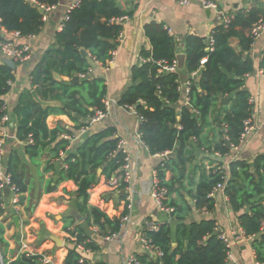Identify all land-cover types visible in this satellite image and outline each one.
<instances>
[{
    "label": "trees",
    "instance_id": "16d2710c",
    "mask_svg": "<svg viewBox=\"0 0 264 264\" xmlns=\"http://www.w3.org/2000/svg\"><path fill=\"white\" fill-rule=\"evenodd\" d=\"M57 1L0 0V23L8 32H16L19 36L36 35L44 25L41 6H53ZM123 15L129 14L117 0H81L70 13L63 29L55 34V45L46 51L41 62L32 71L31 88L20 94L13 110L18 119L16 136L27 143L26 153L32 161L36 162L45 153L51 159L60 158L62 152L66 153L71 146L70 141L62 137L63 132H68L66 129L48 126L49 115L67 114L76 122V128L80 129L87 123L79 122V118H89L97 109L105 108V79L99 75L90 77L93 69L81 50H87L95 62L107 65L124 27L111 20ZM260 17L263 16L253 9L247 16L236 15L227 25L220 22L212 32V50H206L209 48L207 40L189 36L185 41L186 63L183 72H160V61L171 63L177 59V43L163 23L153 21L145 26L151 49L141 50L140 57L146 61H140L132 68L131 84L118 102L124 107L134 106L142 116L139 133L151 154L175 152L173 157L164 156L165 159L157 167L159 185L167 189L164 204L174 210L169 214L172 222L160 223L158 230L147 232L151 243L163 252L162 257L152 258L149 253H140L137 254L140 264H234L229 261L226 243L216 231V220L187 221L194 209L207 212L215 209L216 199L210 193L219 184H225L224 190L229 197L231 210L238 214L237 219L245 235L255 238L257 260L264 263V233L260 238L255 237L264 229L263 155H259L252 163L245 160L231 163L229 178L228 172L220 165L212 168L208 174L201 175L195 191H189L193 204L180 192L187 163L193 159L191 142L193 139L201 141V135L210 123L209 118L217 107L219 96L234 93L237 105L231 112H225L223 120L228 122V130L223 133L215 151L224 155L240 145L244 121L252 119L253 106L249 93L243 88L244 80L241 77L253 71V63L249 60L238 63L236 51L229 41L232 36L237 35L234 29L236 25L251 28ZM240 40L243 50L249 49L254 43L250 35H241ZM204 57H207V62L201 65ZM260 67L264 71V58ZM54 72L68 77L82 74L86 78L78 83L67 84L58 81ZM194 72H197L198 84L193 77ZM233 74L238 77H231ZM183 75H186V82H189L187 97L190 108L187 105L178 106ZM14 80L12 68L0 64V122L7 114L4 97L11 90ZM33 89L37 90L42 99L60 101V105L43 107L32 96ZM223 109L224 107L220 111ZM119 140L116 129L112 126L89 135L76 145L75 150L67 154V166L61 169L57 183L52 185L50 181L43 190L52 192L61 182L73 180L77 185L76 206L85 215L86 227L94 226L106 235L119 232L121 217L112 219L101 208L90 204V189L99 182L101 176L109 184L115 179L116 189L120 191L126 188L122 170L126 154L119 149ZM48 147L51 150L46 152ZM21 162L18 153L13 152L4 159V171L10 175L11 184L16 185L23 195L29 190V185L20 168ZM50 169H53L52 166L47 168ZM167 171L172 173L169 180H166ZM176 183L180 185L176 186ZM174 193L179 194V199L173 198ZM3 196V191L0 190V198ZM23 200L24 197L21 202ZM126 213L127 210L122 216ZM172 223H175L174 230ZM70 224L64 228L73 238L65 264H105L86 260L80 262L82 253L78 245L82 244L86 249L95 246L86 227H70ZM4 234L5 226L0 221V252L3 257L0 258V264H42L41 255L26 252L9 261L6 257L9 243ZM173 241L176 246H173Z\"/></svg>",
    "mask_w": 264,
    "mask_h": 264
},
{
    "label": "crops",
    "instance_id": "0c3cea01",
    "mask_svg": "<svg viewBox=\"0 0 264 264\" xmlns=\"http://www.w3.org/2000/svg\"><path fill=\"white\" fill-rule=\"evenodd\" d=\"M28 1L34 2V0ZM117 1L129 14V20L123 28L124 41L118 48L114 64L103 66L98 63V67L91 70V74L94 73L95 76L99 75L105 79L107 88L105 98L110 102L108 114L101 121L91 125L81 136L79 129L76 128V122L69 115H49L47 124L50 128L61 126L66 129L65 131L70 132H63L62 137L66 138L65 135L71 137L66 138L71 146L66 153L62 152L60 158L51 159L50 155L45 153L36 162L31 160L25 149L27 143L20 141L16 136L18 119L13 110L19 101L20 94L31 88L32 71L41 62L46 51L55 45V34L63 29L65 12L73 0H58L51 10L45 12L47 18L44 20V25L34 37H22L16 32L5 33V39L19 44L29 43L32 48L31 57L25 62L16 61L0 51V64L11 67L15 76L11 90L4 97L8 118L6 122L0 124L3 157L5 159L13 152L18 153L22 161L20 168L29 185V190L19 195L20 200L16 206L11 205L5 194L3 198H0V221L5 226L4 237L9 243L6 251L9 261L14 260L20 253L26 252L41 255L42 264H65L73 238L64 228L71 221L70 227L77 225L86 227L85 215L76 206L77 185L73 180H66L61 182L55 191L43 192V190L50 181L52 185H55L60 179L61 169L67 166L65 158L68 153L75 150L77 144L89 135L103 131L110 126L116 129V136L125 141L124 149L130 157L131 179L124 194L119 195L120 190L112 187L105 177L101 176L99 182L90 189L89 203L101 208L112 219L121 217L125 210L130 216L128 220L121 222L119 232L110 239L107 238L108 235L99 232L96 227H86L87 234L95 248L81 251L82 258L88 262H104L105 264H124L131 253H149L152 258H156V255L151 254L141 243V231L145 220L153 217L160 223L172 222L169 214L158 207L151 194L155 176L157 177V167L165 158L160 154L150 153L139 133L141 122L139 116L120 105L118 101L131 84V70L139 63L141 50L151 49V44L145 34V26L148 23L153 21L163 23L174 37L178 53H185V41L189 36L202 37L209 44L208 40L214 28L220 24L219 14L215 9L204 8L198 0H192L189 5H181L178 0ZM211 1L217 3L220 10L227 16H231V19L239 14L247 16L253 9H256L260 16H264V0ZM234 29L237 35L232 36L229 42L236 51L237 62L242 63L249 60L253 63V71L245 73L241 78L244 80L243 88L250 95V102L253 106L252 119L257 128L238 148H232L229 153L222 155L215 151L223 138V133L228 130V122L223 120L225 112H231L237 105L234 93L227 95L228 99L222 103L220 99L224 96H219L217 107L209 118L210 123L201 135V141L193 139L191 142L193 159L187 163L186 175L181 181L182 185L176 183V186H181L180 192L190 204L194 201L189 191H195L196 184L204 173L208 174L212 168L220 165L229 176L231 163L237 160L252 163L259 155L264 156V74L260 67V62L264 58V34L257 38L249 49L243 50L240 38L241 35H250V27L242 28L236 25ZM74 76H79V80L73 82ZM230 76L238 77L234 74ZM61 77L58 81L67 84L78 83L86 78L82 74H73L71 77L61 75ZM187 96L186 75H183L179 106L189 104ZM56 102L60 105V101ZM221 107H224L223 111H220ZM88 120V117L79 118V122L82 123H87ZM50 150L51 147H48L46 152ZM50 166L53 169L47 170ZM171 177V171H167L166 180ZM172 196L176 200L179 199L178 193ZM23 197L24 200L21 202ZM214 198L216 206L213 211L194 209L187 217V221L216 220L218 229L224 232L232 242L230 262L264 264L257 260L255 238L245 235L237 219L238 214L231 210L229 197L225 190L217 191ZM129 199L133 204L131 211L126 208ZM72 210H77V215L80 217L72 215ZM16 215L19 216V227L13 221ZM53 220L57 221V225ZM172 228L175 229V223H172ZM49 231L64 238L68 245L57 247L49 239L48 235L51 234ZM173 246H176L175 241H173ZM0 258L3 259L1 252ZM45 260L48 263H45Z\"/></svg>",
    "mask_w": 264,
    "mask_h": 264
},
{
    "label": "built area",
    "instance_id": "2783aa9c",
    "mask_svg": "<svg viewBox=\"0 0 264 264\" xmlns=\"http://www.w3.org/2000/svg\"><path fill=\"white\" fill-rule=\"evenodd\" d=\"M178 1H179V3L181 5H189L192 0H178ZM198 1H200L202 3L204 8L215 9L218 12V14H219L218 16H219V19H220L221 23L227 25V24H229L231 22V20H232L231 16H227V14L223 13V11L220 10V7L218 6V4L215 3L214 1H211V0H198ZM80 2H81V0H73V2L67 7V10H66L65 15H64L62 27H64L65 22L69 20L70 13L80 4ZM54 6L55 5H53V6H41V8H43L45 10V12H47V11L51 10ZM45 12H44V17H43L44 20H46V18H47ZM128 20H129V16L123 15V16H120V17H117V18H113L111 21L113 23H120V24L125 25V23H127ZM0 22H1V20H0ZM0 32H4V33L8 32L1 25V23H0ZM263 34H264V16L260 17L258 20H256L253 23V25L251 26V28H250V36L252 37V39L254 41L257 38L261 37ZM29 36L30 37H34L35 35H29ZM117 40H118V45H117L116 49L112 51L111 58L107 61V65L114 64L115 61H116V55L118 53V48L121 45V43L124 41V32H123V30L120 32ZM213 44H214V39H213V37L211 35V37L209 39V48H208V50H212L213 49ZM0 51L3 54L15 59L16 61L25 62L31 57L32 48H31L29 43L19 44V43H16L15 41H13V40H9V39H5L4 37H0ZM140 61L141 62H145L146 59L143 58V57H140L139 58V62ZM206 62H207V57H204L201 60L200 64L204 65ZM160 64H161L160 72L178 71V60L177 59H174L171 63H169L167 61H160ZM261 72L264 74L263 69L261 70ZM195 76H197V72L193 73V77H195ZM186 90H187V93H188L189 82H186ZM103 102H104V107L105 108L104 109H97L95 111L94 115L89 117L87 125H85V126H83V127H81L79 129V135L80 136L83 135L88 130V128L91 125L101 121L102 119H104L107 116L108 111H109L110 102L106 98L103 100ZM126 108H128V109L132 110L133 112H135L139 116L140 120L142 119V116L139 115L136 112L134 106H129V107H126ZM4 109H6V104L4 106ZM7 118H8V116H7V114H5L3 116L0 124L6 122ZM256 128L257 127L254 124L253 119L249 118V119H246L244 121V131L241 134L240 145L242 144V142L244 140L247 139V137L249 135H251L252 133H254L256 131ZM65 137L66 138H71L70 136H67V135H65ZM30 142H32V138H30ZM240 145H238V146H236L234 148H238ZM124 146H125V141L123 139H120L119 142H118V147H119L120 150H122L126 154V156H125V164L122 166L123 181L125 183H127V185H128V182L131 179L130 157H129L128 153L125 151ZM3 153H4L3 140H2V138H0V178H1L0 190L3 191V195H4V190L6 188H9L10 189V196L8 197V200L10 201L11 205L16 206L19 203V200H20V198H19V195H20L19 188L16 185L11 184L10 175L6 174L5 171H4V157H3ZM168 153H169V151H167V152H165L163 154H160V155L166 156ZM227 178H229V176H227ZM110 185L112 187L116 188V180L114 179L110 183ZM125 189H124V191H125ZM224 189H225V184H219L210 193V196L214 197L217 191L224 190ZM151 194L154 197L158 207L162 211L166 212L167 214H170L174 210V208H172V207L165 206L164 199L166 198V195H167V189L165 187H162V186L159 185V181H158V178L156 176H155L152 188H151ZM127 201L128 202L126 203V208L131 211V209L133 207V204L130 201V199L127 200ZM129 216H130L129 213H126L125 215L121 216V222L128 220ZM159 226H160V222L155 220V218L150 217V218H147L145 220L143 229L141 231V243L143 244L144 248L147 249L151 254L156 255V257H158V258L162 257L163 252L161 250H159L156 246H154L151 243V240L149 239L147 232L148 231H156V230H158ZM216 231L219 233V237L226 243V246L228 247V251H227L228 258H230L231 257V244H232L230 238H228V236L224 232H221L218 229L217 225H216ZM113 235H115V234L108 235L107 238L110 239V237L113 236ZM78 247H79V249L82 252L84 250H87L85 248V246L82 245V244H79ZM80 262H84V259L82 258L80 260ZM45 263H48V261L45 260ZM124 264H140L138 255L136 253H131L126 258Z\"/></svg>",
    "mask_w": 264,
    "mask_h": 264
},
{
    "label": "water",
    "instance_id": "95a60500",
    "mask_svg": "<svg viewBox=\"0 0 264 264\" xmlns=\"http://www.w3.org/2000/svg\"><path fill=\"white\" fill-rule=\"evenodd\" d=\"M40 12L44 13L45 10L43 8H40ZM4 36H5V33L4 32H0V37H4ZM81 52H82L83 56H85L87 58L90 66L92 67V69L93 70L96 69L98 67V63L95 62V60L90 56V54L87 52V50L82 49ZM177 60H178V71L179 72H183L185 70L186 54L185 53H178L177 54ZM54 76H55L56 79H59V80L62 78L61 75L59 73H57V72H54ZM93 77H95L94 73L91 74V78H93ZM194 78L197 81V76H195ZM77 80H79V76H74L73 82H75ZM197 84H198V81H197ZM31 94L34 97L35 101L38 102L39 104H41L43 107L57 105L56 101L42 99L39 96L37 90H35V89H33L31 91ZM227 99H228V96H224V97H222L220 99V102L222 103V102L226 101ZM178 106H179V104H178ZM187 107L190 108L191 106L189 104H187ZM173 156H175V152L172 151V152H169L165 157L170 158V157H173ZM99 172H101V169L99 170ZM4 194L8 198L10 196V189L6 188L4 190ZM123 194H124L123 191L119 192V195H123ZM71 214L76 216L77 218L80 217V216L77 215V210H72ZM13 221L16 224V226L19 227V216H17V215L14 216ZM263 233H264V230L259 232L258 234H256L255 237L259 238ZM48 237H49L50 240H52L55 243V245L57 247H62L63 245H68V243H66L65 239L62 238V237H59V236L54 235V234H49Z\"/></svg>",
    "mask_w": 264,
    "mask_h": 264
},
{
    "label": "rangeland",
    "instance_id": "374dc122",
    "mask_svg": "<svg viewBox=\"0 0 264 264\" xmlns=\"http://www.w3.org/2000/svg\"><path fill=\"white\" fill-rule=\"evenodd\" d=\"M55 223H56V225H57V221L56 220H53ZM51 234H56V233H53V232H51V231H49ZM47 234H49V233H47ZM46 234V235H47ZM57 235V234H56ZM58 236V235H57Z\"/></svg>",
    "mask_w": 264,
    "mask_h": 264
}]
</instances>
